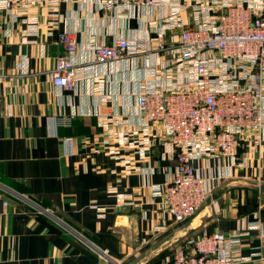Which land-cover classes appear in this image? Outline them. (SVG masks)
<instances>
[{"label":"crops","instance_id":"crops-1","mask_svg":"<svg viewBox=\"0 0 264 264\" xmlns=\"http://www.w3.org/2000/svg\"><path fill=\"white\" fill-rule=\"evenodd\" d=\"M59 8L56 24L47 6L37 9L39 32L29 39L23 16L0 9V264H136L182 225L157 230L166 220L154 188L176 168L170 150L156 144L151 158L125 174L100 135L101 112L130 117L135 128L142 60L100 64L96 78L79 80L72 91L55 86L52 71L66 51L60 32L76 33V60L86 64L97 44L146 37L152 14L115 17L100 0H62ZM240 152L195 162L216 187L209 204L218 211L187 238L202 231L232 236L259 221L260 229L242 235L241 264H249L264 258V131Z\"/></svg>","mask_w":264,"mask_h":264},{"label":"built area","instance_id":"built-area-1","mask_svg":"<svg viewBox=\"0 0 264 264\" xmlns=\"http://www.w3.org/2000/svg\"><path fill=\"white\" fill-rule=\"evenodd\" d=\"M61 1L0 0V9L23 16L29 39L39 32L37 9L47 6L56 24L62 19ZM100 3L105 12L126 19L141 18L139 12L148 10L149 33L97 44L93 60L81 64L77 35L64 30L59 40L66 51L57 57L52 80L72 91L79 80L96 78L100 64L141 58L135 128L130 117L106 112L98 115V125L108 153L125 174L138 170L139 160L151 158L156 144L170 150L176 168L162 187L154 188L166 220L157 230L166 231L169 222L188 221L215 198L216 187L199 174L195 162L219 155L235 159L245 140L264 131V0ZM255 229L260 222L254 220L246 232L232 236L202 231L175 246L164 264H241L242 235ZM248 261L264 264V258Z\"/></svg>","mask_w":264,"mask_h":264},{"label":"water","instance_id":"water-1","mask_svg":"<svg viewBox=\"0 0 264 264\" xmlns=\"http://www.w3.org/2000/svg\"><path fill=\"white\" fill-rule=\"evenodd\" d=\"M213 205L205 204L204 207L198 212L196 216L182 224L180 228L173 233L169 234L167 237L159 241L158 245L156 244L151 250L146 253L141 260L136 261V264H147L150 261L158 258L174 245L178 244L185 238H187L191 233L197 230L199 227H202L205 224V221L209 217H213L215 212L218 211V204L215 205V208H212Z\"/></svg>","mask_w":264,"mask_h":264},{"label":"trees","instance_id":"trees-1","mask_svg":"<svg viewBox=\"0 0 264 264\" xmlns=\"http://www.w3.org/2000/svg\"><path fill=\"white\" fill-rule=\"evenodd\" d=\"M210 233V232H209ZM162 235V234H161ZM161 235H158L157 238H159ZM168 252H165L164 254H162L161 256H159L154 263L151 264H162V259L166 256Z\"/></svg>","mask_w":264,"mask_h":264},{"label":"rangeland","instance_id":"rangeland-1","mask_svg":"<svg viewBox=\"0 0 264 264\" xmlns=\"http://www.w3.org/2000/svg\"><path fill=\"white\" fill-rule=\"evenodd\" d=\"M207 204H209V202H207ZM204 207V206H203ZM192 219V218H191ZM190 220V219H189ZM188 220V221H189ZM187 221H185V222H178L179 224H184V223H186ZM187 241V240H186ZM186 241H184L182 244H184ZM118 264H122V263H118Z\"/></svg>","mask_w":264,"mask_h":264}]
</instances>
